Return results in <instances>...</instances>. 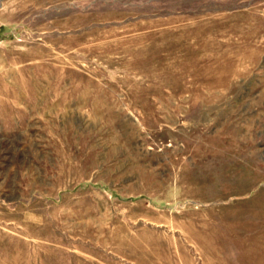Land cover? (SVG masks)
<instances>
[{
  "label": "rangeland",
  "instance_id": "1",
  "mask_svg": "<svg viewBox=\"0 0 264 264\" xmlns=\"http://www.w3.org/2000/svg\"><path fill=\"white\" fill-rule=\"evenodd\" d=\"M0 264H264V0H0Z\"/></svg>",
  "mask_w": 264,
  "mask_h": 264
}]
</instances>
